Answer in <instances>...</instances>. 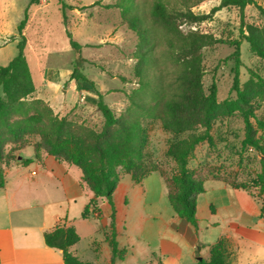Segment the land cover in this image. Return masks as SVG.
<instances>
[{"label": "trees", "instance_id": "1", "mask_svg": "<svg viewBox=\"0 0 264 264\" xmlns=\"http://www.w3.org/2000/svg\"><path fill=\"white\" fill-rule=\"evenodd\" d=\"M40 1L48 0L29 1L24 19L18 26V53L6 66H0V161L7 164L13 162L12 151L29 145L26 141L30 135L39 134L40 140L32 144L36 158L46 152L79 167L83 181L94 195L81 216L101 215L99 200H106L111 206L110 244L114 259L123 258L126 252L125 249H118L114 239L116 210L113 195L121 179L118 168L131 173L136 183L154 172L160 173L167 184V197L176 214L198 228L197 197L205 192V187L190 169V159L199 144L207 142L213 145L212 129L217 119L235 114H239L244 122L241 147L244 150L253 148L264 157V119L257 116L255 104V100H264V77L250 71L249 79L241 84L240 40H222L212 33L192 28L184 30L182 27L212 20L223 8L237 7L241 15V39L264 59V26L244 20L247 6L255 5L262 15L264 6L259 5L257 0H220V4L208 13L198 14L192 8L199 0H153L151 4L148 0H144L143 4L137 0H119L107 5L108 8L120 9L125 23L137 33L134 54L139 86L128 94L129 105L118 117L104 102L102 93L96 91L97 110L104 118L103 128L97 132L66 116H58L42 99L29 100L36 87L25 55L27 39L24 31L29 7ZM63 17L66 18L64 6ZM67 34L77 61L82 60V46L72 39L70 32ZM219 43L234 47L231 58L235 61L232 90L236 97L225 99L222 103L218 102L216 83L208 92L203 83V50ZM70 79L88 80L77 66L73 68ZM145 119L160 120L162 128L171 134H187L171 142L167 148L166 155L176 166L171 177H166L155 167L145 169ZM8 143L14 147L10 153H5L4 146ZM31 161L21 159L24 165ZM260 164L256 182L262 195L261 216L264 217V158ZM2 186L4 177L0 169ZM44 237L48 246L62 251L64 264H85L72 251L80 239L74 227L61 224L46 232ZM232 257L231 242L223 236L210 246L209 259L200 258L197 264H234ZM158 264L164 263L159 259Z\"/></svg>", "mask_w": 264, "mask_h": 264}, {"label": "rangeland", "instance_id": "2", "mask_svg": "<svg viewBox=\"0 0 264 264\" xmlns=\"http://www.w3.org/2000/svg\"><path fill=\"white\" fill-rule=\"evenodd\" d=\"M29 1L0 0V66H6L18 53L17 44L20 40L18 26L24 19ZM118 1H40L29 7V19L24 31L27 39L25 55L35 87H39L40 93L47 89L39 84L42 82L40 75L42 71L49 70L50 74H56L58 78L53 81L52 88L48 90L51 91L57 105L69 104L62 115L97 132L102 130L104 118L97 110L96 91L102 93L104 102L118 117L129 105L128 94L139 86V78L135 73L137 59L134 54L138 42L137 33L125 23L120 9L107 7ZM137 1L144 3V0ZM152 1L148 0V3L151 4ZM93 3L97 4L92 5ZM257 3L264 6V0H257ZM219 4L220 0H199L192 10L198 14L208 13ZM244 20L249 24L264 26V15L255 5L245 8ZM240 27L239 9L226 7L218 11L212 20L191 27L184 25L182 28L212 33L222 40H240L242 65L239 68V78L243 84L249 79L250 71H255L264 77V59L258 57L250 49L249 44L241 39ZM67 32H70L72 39L82 46L80 61H77V54L70 45ZM233 51L234 47L219 43L206 47L202 53L205 70L204 88L208 92L215 82L219 103L236 97V93L232 90L235 76V61L231 58ZM75 66L86 76L88 79L86 82L70 79ZM35 96L37 97L38 94L34 92L29 100L42 99ZM45 102L50 105V102ZM255 104L257 116L264 119V100H255ZM70 105L72 110H69ZM51 107L55 108V104ZM143 128L147 136L144 150L145 169L155 167L163 171L166 177H171L176 166L167 157V148L171 142L178 141L187 134H171L165 131L161 121L156 119L143 120ZM212 135L213 145L207 142L199 144L189 164L196 178L204 182V186L209 191V197L217 192L214 191L215 182L208 181L224 179L233 187H242L237 189L244 188L261 203L262 195L259 193L260 187L256 182V176L261 167L260 160L264 157L253 148L248 147L244 150L241 147L244 137L242 117L235 114L225 119L218 118L213 126ZM39 140V134H32L26 144L32 145ZM13 147L9 143L5 144V153H10ZM18 151H12L13 161L16 160ZM3 163L4 161H0V169ZM118 170L121 179L126 176L132 178L131 173L125 169L118 168ZM155 193H159L158 189ZM101 207L104 221H106L109 206L101 203ZM234 258L235 256L232 257V261Z\"/></svg>", "mask_w": 264, "mask_h": 264}, {"label": "crops", "instance_id": "3", "mask_svg": "<svg viewBox=\"0 0 264 264\" xmlns=\"http://www.w3.org/2000/svg\"><path fill=\"white\" fill-rule=\"evenodd\" d=\"M40 93L35 98L50 102L56 114L69 104L57 105L48 89L58 77L41 72ZM57 107V108H56ZM69 110H72L70 105ZM21 159H31L26 165ZM0 264H64L62 251L45 242V233L64 224L79 234L73 253L85 264H197L209 259L210 246L225 236L231 242L234 264H264V217L261 203L227 180L212 179L215 190L197 197L198 228L180 218L167 197V184L154 172L136 183L121 179L115 189V236L123 258H115L110 244L111 206L99 200L101 215L81 216L93 198L79 167L43 152L35 157L33 145L18 151L15 161L1 165ZM214 184L212 185V188ZM158 189L159 193H155ZM108 204L104 221L101 207ZM114 259V262H112Z\"/></svg>", "mask_w": 264, "mask_h": 264}]
</instances>
